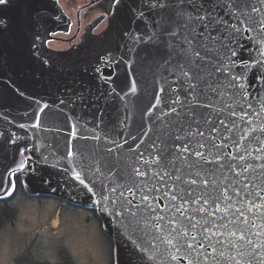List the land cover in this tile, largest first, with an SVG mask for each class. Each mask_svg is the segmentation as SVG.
I'll return each instance as SVG.
<instances>
[{"label":"water","instance_id":"obj_1","mask_svg":"<svg viewBox=\"0 0 264 264\" xmlns=\"http://www.w3.org/2000/svg\"><path fill=\"white\" fill-rule=\"evenodd\" d=\"M122 6L127 50L158 61L134 88L149 114L156 102L134 174L106 187L50 120L12 109L0 118V193L12 194L27 165L28 195L96 210L114 264H264V0Z\"/></svg>","mask_w":264,"mask_h":264},{"label":"flooded vegetation","instance_id":"obj_2","mask_svg":"<svg viewBox=\"0 0 264 264\" xmlns=\"http://www.w3.org/2000/svg\"><path fill=\"white\" fill-rule=\"evenodd\" d=\"M21 1L0 11V118L7 115V119L3 112L12 109L40 114L67 135L70 152L87 167L112 169L118 146L140 138L129 140L133 131L125 129L124 137L102 140L79 129L100 121L112 107L122 106L125 111L144 101L145 90L134 88L143 79L144 67L155 59L141 56L140 49L127 50L130 27L123 18V0ZM17 33L28 42L30 56L21 55ZM23 138L15 135L14 141ZM23 147L21 157L27 159L30 150ZM23 171L13 175L10 196L0 193V204L11 200L18 189L24 192ZM0 225L14 227V222ZM8 262L30 264L13 256Z\"/></svg>","mask_w":264,"mask_h":264},{"label":"rangeland","instance_id":"obj_3","mask_svg":"<svg viewBox=\"0 0 264 264\" xmlns=\"http://www.w3.org/2000/svg\"><path fill=\"white\" fill-rule=\"evenodd\" d=\"M146 104L136 101L125 111L122 106L112 107L103 119L79 131L107 140L124 137L128 129L133 131L129 140L139 138L142 128L153 124L155 99L150 114ZM4 221H13L14 227L0 225V264H9L12 256L30 264H113V242L102 232L95 213L86 208L50 197L30 198L20 188L11 200L0 204V222Z\"/></svg>","mask_w":264,"mask_h":264},{"label":"snow or ice","instance_id":"obj_4","mask_svg":"<svg viewBox=\"0 0 264 264\" xmlns=\"http://www.w3.org/2000/svg\"><path fill=\"white\" fill-rule=\"evenodd\" d=\"M0 3H4V0H0ZM200 19H204V17H200Z\"/></svg>","mask_w":264,"mask_h":264}]
</instances>
